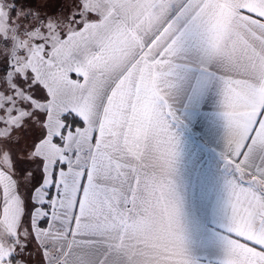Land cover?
<instances>
[{"label":"snow or ice","instance_id":"obj_1","mask_svg":"<svg viewBox=\"0 0 264 264\" xmlns=\"http://www.w3.org/2000/svg\"><path fill=\"white\" fill-rule=\"evenodd\" d=\"M14 160L35 168L14 178ZM210 200L221 264H264V0H66L56 17L0 0V264H104L130 236L155 264H199Z\"/></svg>","mask_w":264,"mask_h":264},{"label":"crops","instance_id":"obj_2","mask_svg":"<svg viewBox=\"0 0 264 264\" xmlns=\"http://www.w3.org/2000/svg\"><path fill=\"white\" fill-rule=\"evenodd\" d=\"M71 78L79 79L83 82L82 77H77L75 73L71 74ZM218 91L219 85L218 83H214L204 105L206 112H210L214 102L218 99ZM206 123L207 121L202 118L201 124L198 126L202 127ZM152 170L159 171L158 162L154 164ZM0 204H2V201H0ZM210 206L211 200L207 204H200L198 201L197 216L199 217V225L190 235L191 254L199 264H221V260L225 256L224 249L213 232L214 226L211 220ZM158 218V210L152 209V219L149 225V231L152 234H155L160 227ZM152 243L153 241L150 238L130 236L126 238L124 247L119 250H113L108 255L104 264H141V262L143 264H155L153 253L158 250L151 246ZM101 255L95 249H74L69 258V264H99Z\"/></svg>","mask_w":264,"mask_h":264},{"label":"rangeland","instance_id":"obj_3","mask_svg":"<svg viewBox=\"0 0 264 264\" xmlns=\"http://www.w3.org/2000/svg\"><path fill=\"white\" fill-rule=\"evenodd\" d=\"M14 2L16 3L18 8L19 6L25 8H33V9L37 8L41 12V14L45 17H56L61 14L62 7L64 6L66 0H47L48 3L53 5L52 8H48L44 6L43 3L45 2V0H14ZM13 13H15V8L13 9ZM31 151H32L31 149H28V151L26 152H18L17 158L22 162L28 161L30 158ZM21 168L25 169L23 176H27L28 171L34 169L35 165L33 164L31 168H28L26 163H21L17 165L16 161L14 160L13 161V172L15 173L14 178L23 179V176H21V171H20ZM19 190L21 194L24 193V188H20ZM42 227H46V225H42ZM34 247L35 245H33V248ZM32 259L34 262H38L40 259H44V264L47 262V260L43 258L42 254L40 256L34 254Z\"/></svg>","mask_w":264,"mask_h":264},{"label":"clouds","instance_id":"obj_4","mask_svg":"<svg viewBox=\"0 0 264 264\" xmlns=\"http://www.w3.org/2000/svg\"><path fill=\"white\" fill-rule=\"evenodd\" d=\"M141 264H143V262H141Z\"/></svg>","mask_w":264,"mask_h":264}]
</instances>
